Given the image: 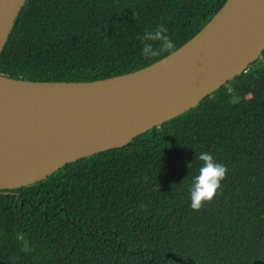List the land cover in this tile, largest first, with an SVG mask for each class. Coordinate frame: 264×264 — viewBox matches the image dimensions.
Returning <instances> with one entry per match:
<instances>
[{
  "label": "trees",
  "instance_id": "trees-1",
  "mask_svg": "<svg viewBox=\"0 0 264 264\" xmlns=\"http://www.w3.org/2000/svg\"><path fill=\"white\" fill-rule=\"evenodd\" d=\"M225 1L26 0L0 76L89 82L132 73L179 49ZM159 25L176 48L146 59L138 37ZM202 152L228 171L197 211L190 188ZM0 264H264V52L128 145L0 191Z\"/></svg>",
  "mask_w": 264,
  "mask_h": 264
},
{
  "label": "water",
  "instance_id": "water-1",
  "mask_svg": "<svg viewBox=\"0 0 264 264\" xmlns=\"http://www.w3.org/2000/svg\"><path fill=\"white\" fill-rule=\"evenodd\" d=\"M25 1L0 0V54ZM262 52L264 0H226L179 49L135 72L89 82L0 76V191L128 145L197 107Z\"/></svg>",
  "mask_w": 264,
  "mask_h": 264
},
{
  "label": "clouds",
  "instance_id": "clouds-1",
  "mask_svg": "<svg viewBox=\"0 0 264 264\" xmlns=\"http://www.w3.org/2000/svg\"><path fill=\"white\" fill-rule=\"evenodd\" d=\"M138 39L143 45L142 54L146 59L157 57L161 53L172 52L176 48L164 25H159L154 30H145ZM165 67L167 68L168 65ZM198 159L202 162V166L193 178L190 188L191 208L197 211L206 202L214 199L228 171L226 166L218 163L208 152L200 153Z\"/></svg>",
  "mask_w": 264,
  "mask_h": 264
}]
</instances>
